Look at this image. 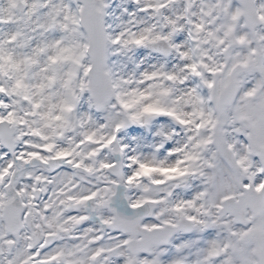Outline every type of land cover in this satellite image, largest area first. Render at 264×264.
Instances as JSON below:
<instances>
[{"label": "snow or ice", "instance_id": "snow-or-ice-1", "mask_svg": "<svg viewBox=\"0 0 264 264\" xmlns=\"http://www.w3.org/2000/svg\"><path fill=\"white\" fill-rule=\"evenodd\" d=\"M0 264H264V0H0Z\"/></svg>", "mask_w": 264, "mask_h": 264}]
</instances>
